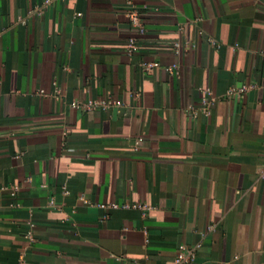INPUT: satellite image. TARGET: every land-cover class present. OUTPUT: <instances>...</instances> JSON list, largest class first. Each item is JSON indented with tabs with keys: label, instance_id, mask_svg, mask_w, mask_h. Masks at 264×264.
Returning a JSON list of instances; mask_svg holds the SVG:
<instances>
[{
	"label": "crops",
	"instance_id": "0c3cea01",
	"mask_svg": "<svg viewBox=\"0 0 264 264\" xmlns=\"http://www.w3.org/2000/svg\"><path fill=\"white\" fill-rule=\"evenodd\" d=\"M0 264H264V0H0Z\"/></svg>",
	"mask_w": 264,
	"mask_h": 264
},
{
	"label": "built area",
	"instance_id": "2783aa9c",
	"mask_svg": "<svg viewBox=\"0 0 264 264\" xmlns=\"http://www.w3.org/2000/svg\"><path fill=\"white\" fill-rule=\"evenodd\" d=\"M50 0H44V3H48ZM130 19L132 20V23L134 25H138L137 24V19H136V16L135 15H130ZM136 50V46H135V42L133 39H130L129 40V46H128V51L129 52H133ZM143 65V68L145 70H150L151 67H153L154 65H156L155 63H144L142 64ZM172 67H175L174 65ZM247 88L246 85H241V86H237V87H232L230 89V92H235V93H239V92H242L244 91L245 89ZM204 92L207 94V95H211V91L208 89V88H205L204 89ZM215 98H210V99H207L205 96L202 98L201 100V106H200V112L201 113H206L208 112V109H209V106L212 104V102L214 101ZM119 104L118 101H114V100H111V99H105V100H100V101H95V102H88V103H85L83 106L86 107V108H93V107H96V106H108V105H112V104ZM74 106H80L81 107V104H79L78 102H74L73 103ZM15 192H16V187H14L11 191H10V195H15ZM195 258V250L192 249V248H181L179 249L177 252H176V256H175V261L176 262H182V261H185V260H194Z\"/></svg>",
	"mask_w": 264,
	"mask_h": 264
}]
</instances>
